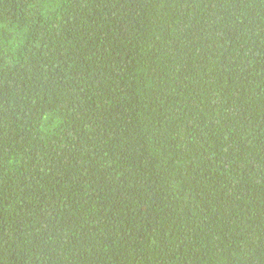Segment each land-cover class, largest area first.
<instances>
[{
	"label": "trees",
	"instance_id": "1",
	"mask_svg": "<svg viewBox=\"0 0 264 264\" xmlns=\"http://www.w3.org/2000/svg\"><path fill=\"white\" fill-rule=\"evenodd\" d=\"M0 264H264V0H0Z\"/></svg>",
	"mask_w": 264,
	"mask_h": 264
}]
</instances>
